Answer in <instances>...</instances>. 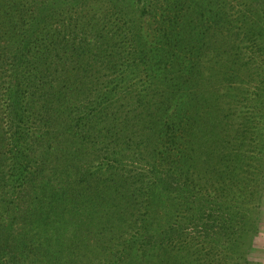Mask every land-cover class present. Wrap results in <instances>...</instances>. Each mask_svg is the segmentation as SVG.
Segmentation results:
<instances>
[{
  "label": "trees",
  "instance_id": "trees-1",
  "mask_svg": "<svg viewBox=\"0 0 264 264\" xmlns=\"http://www.w3.org/2000/svg\"><path fill=\"white\" fill-rule=\"evenodd\" d=\"M212 2L0 0V264H218L240 247L250 148L225 96L264 21Z\"/></svg>",
  "mask_w": 264,
  "mask_h": 264
},
{
  "label": "rangeland",
  "instance_id": "rangeland-1",
  "mask_svg": "<svg viewBox=\"0 0 264 264\" xmlns=\"http://www.w3.org/2000/svg\"><path fill=\"white\" fill-rule=\"evenodd\" d=\"M196 1L206 2L205 4L208 5V0ZM217 1L213 0L210 6L215 8ZM222 1L219 0L220 5ZM234 4L236 6L233 11L237 13L239 11L241 16H244L243 11L246 12L249 8L259 13L264 21V0H234ZM247 13L251 14L249 11ZM241 20H244L246 24L248 22V19ZM143 22H147V19ZM238 24L241 26L242 22L239 20ZM247 41L251 48L255 41ZM258 41H264V35ZM239 70L248 81L244 88L234 90L237 98L229 94L225 96V100L228 111L232 110V115L234 114L238 130V132L235 131L234 137L238 145L240 147L243 145V148L248 145L250 148V151L240 152L241 158L244 155L242 166L239 161V175L242 181L240 191L244 200L239 204H243L247 214L246 232L240 247L233 253L223 252L219 256L218 264H264V54L260 52L257 63L243 65ZM243 89L244 92H240ZM223 124L224 131L231 134V120L226 121L222 117ZM260 178L263 182L258 185ZM197 240L194 243L198 242L199 247H203L202 239Z\"/></svg>",
  "mask_w": 264,
  "mask_h": 264
}]
</instances>
